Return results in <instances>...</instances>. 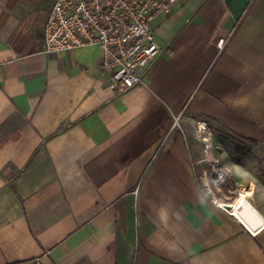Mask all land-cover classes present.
Listing matches in <instances>:
<instances>
[{
	"label": "crops",
	"instance_id": "crops-1",
	"mask_svg": "<svg viewBox=\"0 0 264 264\" xmlns=\"http://www.w3.org/2000/svg\"><path fill=\"white\" fill-rule=\"evenodd\" d=\"M53 2L0 0V264H264V227L209 191L213 163L264 174V0L155 17L145 86L121 95L98 47L44 52Z\"/></svg>",
	"mask_w": 264,
	"mask_h": 264
},
{
	"label": "built area",
	"instance_id": "built-area-1",
	"mask_svg": "<svg viewBox=\"0 0 264 264\" xmlns=\"http://www.w3.org/2000/svg\"><path fill=\"white\" fill-rule=\"evenodd\" d=\"M186 1L54 0L43 27L44 52L53 55L98 47L100 70L106 76L108 89L116 95L125 94L145 86L147 70L159 53L151 31L154 18L172 14ZM219 47H223L222 41ZM181 118L182 114L173 118L171 131L180 127ZM196 127L198 131L206 130L205 124L202 127L197 123ZM211 172L217 183H223L227 177V172L216 163ZM212 201L232 214L225 209L227 204Z\"/></svg>",
	"mask_w": 264,
	"mask_h": 264
},
{
	"label": "rangeland",
	"instance_id": "rangeland-1",
	"mask_svg": "<svg viewBox=\"0 0 264 264\" xmlns=\"http://www.w3.org/2000/svg\"><path fill=\"white\" fill-rule=\"evenodd\" d=\"M246 155L247 152L245 151ZM244 155V156H245ZM252 168L244 166L243 172L244 176L234 175L233 172H227V177L223 183H217L214 180V176L211 173L212 184H209L210 196L213 200L224 203L227 205H233L238 201L242 195H246L247 201L255 208L254 204L259 207L260 211L264 212V174L261 171L256 180L251 176ZM251 180V181H250ZM250 181V182H249ZM252 195L249 199L248 193ZM241 213H245L244 206L241 208Z\"/></svg>",
	"mask_w": 264,
	"mask_h": 264
},
{
	"label": "bare ground",
	"instance_id": "bare-ground-1",
	"mask_svg": "<svg viewBox=\"0 0 264 264\" xmlns=\"http://www.w3.org/2000/svg\"><path fill=\"white\" fill-rule=\"evenodd\" d=\"M246 197L242 195L236 203L231 205L230 212L245 228L256 234L264 227V217L247 201ZM242 206H244L245 213H241Z\"/></svg>",
	"mask_w": 264,
	"mask_h": 264
},
{
	"label": "water",
	"instance_id": "water-1",
	"mask_svg": "<svg viewBox=\"0 0 264 264\" xmlns=\"http://www.w3.org/2000/svg\"><path fill=\"white\" fill-rule=\"evenodd\" d=\"M224 207H225V209L228 210V211H230V209H231V206H230V205H226V206H224Z\"/></svg>",
	"mask_w": 264,
	"mask_h": 264
}]
</instances>
